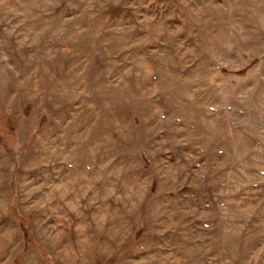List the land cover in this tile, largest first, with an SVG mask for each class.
I'll use <instances>...</instances> for the list:
<instances>
[{
  "label": "rangeland",
  "instance_id": "1",
  "mask_svg": "<svg viewBox=\"0 0 264 264\" xmlns=\"http://www.w3.org/2000/svg\"><path fill=\"white\" fill-rule=\"evenodd\" d=\"M0 264H264V0H0Z\"/></svg>",
  "mask_w": 264,
  "mask_h": 264
}]
</instances>
